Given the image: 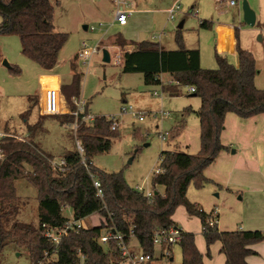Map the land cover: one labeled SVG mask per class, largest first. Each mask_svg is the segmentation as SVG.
Instances as JSON below:
<instances>
[{"label":"rangeland","instance_id":"374dc122","mask_svg":"<svg viewBox=\"0 0 264 264\" xmlns=\"http://www.w3.org/2000/svg\"><path fill=\"white\" fill-rule=\"evenodd\" d=\"M243 1L238 0L237 7L232 8L218 0H131L134 13L128 19L127 25L121 27L115 23L114 8L108 0H51L55 6L54 26L57 31L68 35L67 43L59 56L58 72L62 75L64 85L71 81L72 75L80 78L79 95L72 98L71 104L63 94L65 107H74L73 100L81 97L87 103L89 114L94 117H116L121 121L120 135L112 140L111 150L94 157L93 162L97 168L108 173H122L131 188L144 185L146 189L164 195L163 187L155 190L152 187L156 170L161 168L163 151L198 155L201 148V126L196 113L201 107L200 98L193 97L190 87L178 86L170 76L164 77V86H146L143 75L124 73L122 65L113 64V60L133 48L113 47L112 44L118 36L132 43L150 41L159 43L167 50H175L179 47L176 38L180 31L188 48L200 50L202 68L214 70L218 68L215 33L211 29L201 28L200 22L216 16L221 22L237 28L240 48L252 53L256 60L255 85L259 90H264V0H247L256 14L254 27L244 23L241 6ZM178 5L181 6V12L170 20L168 12ZM182 23L184 25L180 29ZM85 26L88 27L87 30L84 29ZM92 28L95 30L91 31ZM220 35L224 37L225 32L220 31ZM261 36L263 41H259ZM85 45L100 49V52L93 55L89 65H84L83 59L78 58ZM104 50L110 54L109 63L104 62ZM236 52L222 56L231 64L237 65ZM0 55L2 129L8 131L16 140L36 145L39 152L56 161L61 160L65 152L78 151L79 142L73 130L56 118L59 116L41 115L39 75L42 71L36 63L22 54L20 38L17 35L0 36ZM4 61L10 67H18L21 73H12L10 68L3 65ZM42 82H49L52 86L55 84L45 76ZM170 85L177 87L179 96L166 89ZM123 106H132L134 112L145 116L144 121L136 120L129 114H121ZM231 115L236 120L228 121L227 131L222 138L223 144L228 147L226 150L229 153L236 151L264 154L262 125L259 134L254 138V130L248 136L251 124L234 114ZM41 117H45L41 128L31 132ZM163 135H167L166 140H162ZM262 175L264 177V168ZM247 184L215 181L199 189L193 182L187 197L205 211L219 214L220 228L223 231H235L240 226L247 228L243 224L251 221L250 226L264 233V185L258 186L262 189L256 192L251 184ZM15 187L20 198V208L15 218L19 222L37 227L39 202L36 188L26 178L18 179ZM181 209L176 211V222L184 230L195 234L196 245L204 254L207 263H224L219 243L212 245L208 254L200 218L190 219ZM62 214L68 219L73 217L70 207L63 208ZM103 219L99 213H95L84 222L89 228L98 227ZM132 244L137 245L135 239ZM257 245L262 250L258 251L260 256L256 258L260 259H257L256 264H264V241ZM172 253L174 260L168 264H182L181 247L174 246ZM1 264L32 263L27 249L9 243L4 250Z\"/></svg>","mask_w":264,"mask_h":264},{"label":"trees","instance_id":"16d2710c","mask_svg":"<svg viewBox=\"0 0 264 264\" xmlns=\"http://www.w3.org/2000/svg\"><path fill=\"white\" fill-rule=\"evenodd\" d=\"M54 13L55 6L51 0H0V36L17 35L22 54L45 72H51L57 66L68 40L67 34L56 30ZM200 26L208 29L205 21H201ZM176 40L179 45L176 50H165L159 43L150 41L128 42L122 36H118L113 45L123 49L133 46V50L124 52L122 69L127 74L143 75L146 86H164L161 77L166 74L178 86L195 88L194 95L201 100V107L196 112L201 126L199 154L163 151L162 173L153 177L152 187L154 190L163 187L164 195L154 191V196L147 198L131 188L122 173H108L94 165V157L111 150L112 140L119 137L120 130L112 131V121L106 117H96L91 126L80 122L77 138L85 149L89 171L101 182L104 193L101 199L77 151L63 153L70 169L64 175L55 174L48 162L53 158L39 152L36 145L16 140L13 136L5 138L0 145L3 151L0 158V264L9 243L27 249L32 264H37L46 252L52 253V245L41 234L42 225L64 226L69 220L62 214L65 207L72 209L76 221L85 220L95 213L104 219L100 226L72 233L65 239L54 264H79V251L85 257L84 264H120L117 242L111 240L108 246L98 242L104 232L111 230L128 237L130 230L134 229L142 251L154 255L153 232L176 226L173 216L181 206L190 216L200 218L208 254L210 247L220 242L221 252L226 257L225 264H248L247 258L257 255L252 247L264 241L263 232H221L218 226L208 224L212 214L201 210L187 197L193 182L199 189L211 182L205 171L227 149L222 143L227 115L235 114L243 120L264 115V90L255 85L256 60L252 53L242 50L238 44V67L216 54L218 68L208 70L201 66L200 51L185 47L180 31ZM10 70L14 74L21 73L18 67ZM79 88L78 75H75L70 88L62 87L70 104L73 97H78ZM166 89L175 96L180 95L177 87L170 85ZM44 118L41 117L31 132L41 128ZM56 118L62 123L74 122V117L69 115ZM20 178H26L37 190V227L16 219L20 198L15 182ZM127 242L131 240L127 239ZM179 246L182 264H204L193 233L183 232Z\"/></svg>","mask_w":264,"mask_h":264},{"label":"built area","instance_id":"2783aa9c","mask_svg":"<svg viewBox=\"0 0 264 264\" xmlns=\"http://www.w3.org/2000/svg\"><path fill=\"white\" fill-rule=\"evenodd\" d=\"M108 1L111 3V5L114 8L115 23L121 27L126 26L128 23V19L134 13L133 8L131 6L132 5L131 0H108ZM218 1H224L227 5L231 7H235L238 4L236 0H218ZM181 10L182 9L180 5L171 9L168 12L169 19L173 20L175 16L181 12ZM94 30H95L94 28L91 29V31ZM98 52H100L99 48H90L87 45H85L83 51L78 54V58L83 59L84 65H89L93 55L97 54ZM123 56L122 54H119L117 57H115L113 60V64L122 65ZM190 92L195 93V88L190 87ZM156 94L157 93H155V95ZM73 102L75 106L70 107L69 110L66 111L67 107H65L66 102L62 90L50 84H45L41 90L40 98H39L40 113L43 116H50V117L62 116V115H69L74 117V122H70L68 126L73 130L76 139L79 142L77 152L81 157L83 165H85L86 169L89 171L85 157V149L81 144L80 140H78L77 138V131L79 129L80 122L88 126H91L93 125L96 117L88 113L86 109L87 103L81 97L75 98ZM121 114H129L132 116V118L139 121H144L145 119L144 115L134 112L132 106H123L121 109ZM108 119L112 121V127H111L112 131H116L120 129L121 126L120 120H118L116 117H110ZM10 136L12 135H10L9 133L5 132L2 129L1 120H0V145L5 138ZM161 138L162 140H166L167 135H163ZM0 153H1L0 158H2L3 157L2 149H0ZM48 162L52 171L55 174L64 175L70 169L69 165L67 164L64 158H62L59 161H56L55 159H48ZM89 172L93 180V185L97 190V196L102 199L104 197V193L102 191L101 182L96 176H94L91 173V171ZM156 173L157 174L162 173V169L161 168L157 169ZM135 190L138 191L139 193H142L147 198H152L155 194L152 190L146 189L144 185L137 186ZM208 224L211 227L218 226L216 212L212 213V217L208 219ZM88 228L89 227L85 225L84 220L76 221L73 217L69 219L64 226L53 227L47 224L42 225L41 234L52 245L53 251L52 253L46 252L44 257L37 264L56 263L59 254L58 250L61 247L63 241L65 239H68L72 233L77 234L82 230H87ZM183 232L184 231L181 228L175 225L169 228L157 229L153 232V236H152L153 245L155 247L156 253L157 250L160 251L159 257H156V253L154 255L144 253L141 249L140 244H138L139 251L138 252L134 251V246L132 245L133 239H136L134 229L130 230V235L128 237L121 233L116 232L115 230L104 232L101 235V237H99L98 242L103 246H108L111 240L116 241L120 253V261H119L120 264H156L157 258L158 260H163L166 262L172 259V249L174 246L180 244L182 240ZM127 239H130L131 242L130 243L127 242ZM164 248L165 250L163 251ZM78 256L80 258L79 264H84L85 257L81 253V251L78 252Z\"/></svg>","mask_w":264,"mask_h":264},{"label":"crops","instance_id":"0c3cea01","mask_svg":"<svg viewBox=\"0 0 264 264\" xmlns=\"http://www.w3.org/2000/svg\"><path fill=\"white\" fill-rule=\"evenodd\" d=\"M236 1L238 2V0H236ZM235 7H237V6H235ZM192 9H193V7H192ZM201 21L207 22L208 23V29L207 30L211 29L215 33V37H216V54L217 55L222 56L224 54H233V53H235L237 51V46L239 44L238 41H237V32H236L237 28H235L231 24H228V23H226L224 21L221 22L218 18H216V16H212V18L210 20H201ZM200 24H201V22H200ZM220 31L225 32V36L224 37H221ZM259 41H261L260 38H259ZM262 41H263V39H262ZM112 46L118 49L117 46H115L113 44H112ZM129 47L133 48V46H129ZM161 47H162V45H161ZM185 47L187 49H198V48H188L186 45H185ZM163 49L167 50L166 48H163ZM129 51H131V50H129ZM200 56H201V53H200ZM237 57H238V64L234 65L236 67L239 66V55L238 54H237ZM57 68H58V65L51 72H45L43 69L40 68L41 71H42V73H40V75H39L40 82H41V90H42L43 86L45 85L42 82V78L44 76L45 77H49L50 80L52 82H54L55 84L57 83L56 86L54 84V87H56V88H60V89H62V87L70 88L73 85V83L75 81V75H72V79L68 83L69 85L68 84L64 85L65 82L61 78L62 75H61L60 72H58L59 69H57ZM166 76H169V75L165 74V75H162V77H161L163 83H164V77H166ZM46 84H50L51 85V83H49V82L46 83ZM170 84H171V82H170ZM191 94L193 95V97H196V96H194V93H191ZM68 110L69 109L67 107L66 111H68ZM62 116H64V115H62ZM62 116H59V118L62 117ZM257 118H259V119H257ZM229 120H230V122H235L236 119L231 114L227 115L226 123H225V129L223 131L222 138H223L224 133H226V131H227L228 121ZM244 121L249 122L247 124H251V126H252L248 130V132L250 131L248 136L251 135L252 131L254 130L253 131V133L255 134L254 138H256V136L259 134V129H260L261 125H262V129H264V115L255 116L253 118H250V119H247V120H244ZM69 123L70 122H65L64 121L63 125H66L68 128H70L68 126ZM4 131L8 133V131H6V130H4ZM222 143H223V139H222ZM223 145L228 149V147L225 144H223ZM263 168H264V154L263 153H238L236 151H233V153H229V151L224 150L218 156V158L215 160V162L205 171V176L212 183L215 182V181H227L228 183H235V184H239V185H241V184L242 185H248L247 183H249V185L251 184L254 187V189H255L254 191L258 192V191H260L262 189L261 187H258V186L264 185V177L262 175ZM243 177H244V179H241ZM258 189H260V190H258ZM195 205L199 207L198 204H195ZM199 208L201 210H203L204 212L208 213V214H212L214 212V211L207 212L203 208H201V207H199ZM178 209L184 210V212L186 213V216L190 217V219H192L194 217V216H190L187 213V211H186V209L184 207L181 206ZM175 214H176V212H175ZM175 214L173 216V221L176 223V226L181 228L184 232H189L188 230L187 231L184 230L180 226V224L176 222ZM219 217H220V215L217 214V221H218L219 231L226 232V231H223L220 228V219H219ZM250 223H251V221H249L248 224H246V223L243 224L247 228H244V226H240L235 231H258V230H255L257 228H253V226H250ZM190 233H192V232H190ZM195 238H196V236H195ZM136 242H137V245H134V244H132V245L134 246V251L138 252L139 251V248H138V244L139 243H138L137 240H136ZM217 243H219L220 247L222 248L221 243L220 242H217ZM221 248H220V253L222 255H224L221 252ZM252 249L257 252V255L248 257L247 258L248 264H256L257 263V259H260V258H256V257L260 256L258 254L262 250V247L259 246V245H254L252 247ZM159 254H160V251L157 250L156 257H159ZM203 257H204L203 258L204 264H208L204 254H203ZM173 260H174V258H173V253H172V259L170 261L166 262V261H163V260H158V258H157L156 264H164V262L168 264V263L172 262ZM225 262H226V257L224 255V263L222 261V264H225Z\"/></svg>","mask_w":264,"mask_h":264},{"label":"water","instance_id":"95a60500","mask_svg":"<svg viewBox=\"0 0 264 264\" xmlns=\"http://www.w3.org/2000/svg\"><path fill=\"white\" fill-rule=\"evenodd\" d=\"M241 6H242V11H243L244 23L248 26L254 27L256 25V20H257L255 12L250 8L247 0H244L242 2ZM183 25H184V23H182L180 25V29L183 27ZM84 29L87 30L88 27L85 26ZM260 40L262 41V36L260 37ZM103 55H104V62H106V63L111 62V57H110V54L108 53V51L104 50ZM3 65L6 66L7 68H11L9 66V64L7 63V61H4ZM194 96H196V95H194Z\"/></svg>","mask_w":264,"mask_h":264}]
</instances>
